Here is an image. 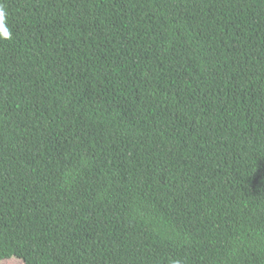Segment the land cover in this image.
Wrapping results in <instances>:
<instances>
[{
    "label": "trees",
    "instance_id": "trees-1",
    "mask_svg": "<svg viewBox=\"0 0 264 264\" xmlns=\"http://www.w3.org/2000/svg\"><path fill=\"white\" fill-rule=\"evenodd\" d=\"M0 11V264H264V0Z\"/></svg>",
    "mask_w": 264,
    "mask_h": 264
},
{
    "label": "rangeland",
    "instance_id": "rangeland-1",
    "mask_svg": "<svg viewBox=\"0 0 264 264\" xmlns=\"http://www.w3.org/2000/svg\"><path fill=\"white\" fill-rule=\"evenodd\" d=\"M0 59L10 68L14 67V64L5 56L0 55ZM2 264H23L21 261L19 260H8V261H4Z\"/></svg>",
    "mask_w": 264,
    "mask_h": 264
},
{
    "label": "clouds",
    "instance_id": "clouds-1",
    "mask_svg": "<svg viewBox=\"0 0 264 264\" xmlns=\"http://www.w3.org/2000/svg\"><path fill=\"white\" fill-rule=\"evenodd\" d=\"M3 16V12L2 11H0V17H2Z\"/></svg>",
    "mask_w": 264,
    "mask_h": 264
}]
</instances>
